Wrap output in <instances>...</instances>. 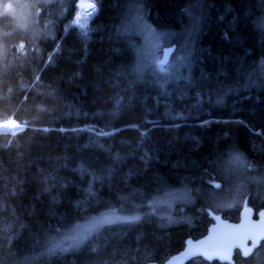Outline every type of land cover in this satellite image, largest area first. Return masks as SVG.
Segmentation results:
<instances>
[{"label": "trees", "instance_id": "1", "mask_svg": "<svg viewBox=\"0 0 264 264\" xmlns=\"http://www.w3.org/2000/svg\"><path fill=\"white\" fill-rule=\"evenodd\" d=\"M10 1L0 123L25 128L0 132V264L164 263L214 214L264 209V0H92L85 30L83 0ZM137 19L169 32V69Z\"/></svg>", "mask_w": 264, "mask_h": 264}, {"label": "water", "instance_id": "2", "mask_svg": "<svg viewBox=\"0 0 264 264\" xmlns=\"http://www.w3.org/2000/svg\"><path fill=\"white\" fill-rule=\"evenodd\" d=\"M93 4V3H91ZM177 50L176 44L164 47L160 64L168 65ZM264 209H255L245 204L240 210L239 221H231L222 214L213 215V223L205 236L188 238L185 247L164 263L150 262L147 264H188L194 259L208 262L235 264V254L239 252L249 258L264 242Z\"/></svg>", "mask_w": 264, "mask_h": 264}, {"label": "rangeland", "instance_id": "3", "mask_svg": "<svg viewBox=\"0 0 264 264\" xmlns=\"http://www.w3.org/2000/svg\"><path fill=\"white\" fill-rule=\"evenodd\" d=\"M15 1H17V0H11L7 4H5V7L6 8L13 7V5L15 4ZM90 3H92V0H86V1L83 0L79 4L87 5V4H90ZM96 12H97L96 6H95V8L92 11H89L87 7H84L83 10L81 8H78L77 13L79 15H77V13H76V17L74 19V23L76 25L80 26V28L85 30V29H87V25H88L89 20L91 19V17ZM138 20L139 19H137V21H136V24H137V27H138L137 30H138V33L143 38L142 51L144 53H146L150 63H152L153 66L160 65V60L162 58L163 49H164V47L168 46L167 44H169L170 40H171V39H168L169 32L168 31H164V30H157V29L154 30L151 27H147V29L145 30L144 25L142 24V22H140L141 20L140 21H138ZM191 31L192 32H190V33H193V29H191ZM178 56L181 57L180 55H178ZM173 60L174 59H172V62L169 65L165 66L166 67L165 70L169 69L171 67V64L173 63ZM263 75H264V66H263ZM9 122L12 123L11 130H0V132L15 133V131L18 130V125H16V123L13 120H11ZM20 127H22V126H20ZM0 129H3V128H0ZM94 220H97V219H93V220H91L89 222H85L77 230L70 231V233L68 234L67 238L69 240L72 239V241L70 243H68V245L73 243L74 241H76V240L73 239L74 237H78L79 235L83 234L86 231L88 232V234L92 233L91 232L92 228H93L92 222ZM97 228L98 227H96V229ZM70 247L73 248L71 245H70Z\"/></svg>", "mask_w": 264, "mask_h": 264}, {"label": "snow or ice", "instance_id": "4", "mask_svg": "<svg viewBox=\"0 0 264 264\" xmlns=\"http://www.w3.org/2000/svg\"><path fill=\"white\" fill-rule=\"evenodd\" d=\"M77 7L81 8L82 10H83L84 7H87L89 11H92L95 8V5L94 4H87V5L77 4ZM77 15H79V14L77 13ZM216 187H219V185H216ZM261 215L264 216V213H261ZM139 220H140V216L139 215L125 218L126 222L127 221H139ZM111 222L112 221L109 220L108 218H100V219L94 220L92 222V226L93 227H100V226H102L104 224H108V223H111ZM87 235H88V232L86 231L83 234L79 235L78 237H74L73 239L77 240L79 242V241H82V240L86 239Z\"/></svg>", "mask_w": 264, "mask_h": 264}, {"label": "bare ground", "instance_id": "5", "mask_svg": "<svg viewBox=\"0 0 264 264\" xmlns=\"http://www.w3.org/2000/svg\"><path fill=\"white\" fill-rule=\"evenodd\" d=\"M17 125V124H16ZM0 128H3V129H0V130H11L12 128V123L7 121V122H2L0 123Z\"/></svg>", "mask_w": 264, "mask_h": 264}]
</instances>
